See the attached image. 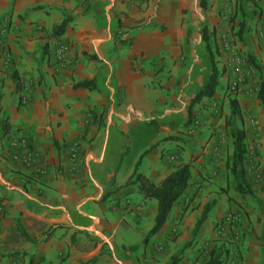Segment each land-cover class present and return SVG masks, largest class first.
Wrapping results in <instances>:
<instances>
[{
	"label": "crops",
	"instance_id": "1",
	"mask_svg": "<svg viewBox=\"0 0 264 264\" xmlns=\"http://www.w3.org/2000/svg\"><path fill=\"white\" fill-rule=\"evenodd\" d=\"M185 5L189 0H0V123L8 126L0 131V264H171L174 255V264H200L193 252L221 234L212 231V210L192 235L204 187L185 211L174 202L143 243L155 201L125 185L139 158L136 172L153 184L174 170L164 139L180 131L185 105L210 72L199 35L192 40L198 46L186 45ZM233 6L244 25L238 46L264 79V0H213L202 17L220 29ZM193 8L191 28L201 17ZM63 15L71 20L52 38ZM133 26L139 29L128 41ZM84 80L95 90L72 88ZM243 207L248 215L223 230V264H264V204ZM85 235L96 242L93 250ZM192 238L194 248L184 249ZM11 252L24 255L2 256Z\"/></svg>",
	"mask_w": 264,
	"mask_h": 264
},
{
	"label": "rangeland",
	"instance_id": "2",
	"mask_svg": "<svg viewBox=\"0 0 264 264\" xmlns=\"http://www.w3.org/2000/svg\"><path fill=\"white\" fill-rule=\"evenodd\" d=\"M141 1L146 3L147 0ZM150 1L155 6L169 5L171 2V0ZM198 1L189 0V5L180 9L181 24L185 25L186 45L189 50L198 46L192 43V40L199 35L200 27L206 28L209 36V48L212 52L214 66L217 68V86L211 98L202 99L191 107L190 121L187 122L186 116L180 131L164 139L169 146L164 159L170 161L169 164L172 168L179 164H189L190 180L186 188L187 192L185 190L178 198L184 211L189 207L188 201L190 203L193 200L196 191L201 187H204V192H206L202 208L205 204L214 202L210 209V211L215 210L213 218L215 224L212 231L218 230L221 234L217 236V239L209 241L208 245L193 252L197 253V258H201L200 264H202L205 262L203 257L207 256L208 258L210 250H216L218 247H221V249L219 248L221 260L226 258L228 252H225L227 250L225 244L228 245V239L222 233L225 227L237 223L236 215L240 213L244 216L248 215L243 205L245 208L247 204L254 205L253 209L256 207L261 210L264 204V196H262V194L264 195V112L257 100V90L260 82L264 79L262 74H258L248 61L250 55L242 52L238 46L237 39L243 33L244 25L241 23L242 26H240V23L235 21L237 16L235 6L228 10L222 21L223 26L218 29L214 25L210 27L208 19L202 17L213 0H203V10L198 8ZM193 4L201 17L196 20L197 26L191 28L186 25L189 22V17L192 16V13L194 14ZM159 30H162V27H159ZM252 31L254 29L248 28V34ZM254 33L256 35L258 32ZM261 41L264 44V38ZM199 47L202 50L200 53L208 61L210 69L208 55L203 52L204 45L200 43ZM232 52L244 60L246 65L244 70H237L238 66L231 63L229 58ZM195 64L198 63L195 61ZM237 74L241 75L240 80L237 79ZM233 82L235 85L232 84ZM231 100L236 102L239 113V120L235 119L234 125L244 134L246 145L243 160L244 173L254 198L238 196L237 200L232 197L235 190L225 168L226 162L230 161L231 157V139L228 135L229 128L226 126ZM188 103L185 105V115ZM201 202L199 201L198 204L200 205ZM228 217L234 218L233 223H228ZM193 239L184 244V249L190 246L191 249L194 248ZM168 262L171 263V259Z\"/></svg>",
	"mask_w": 264,
	"mask_h": 264
},
{
	"label": "trees",
	"instance_id": "3",
	"mask_svg": "<svg viewBox=\"0 0 264 264\" xmlns=\"http://www.w3.org/2000/svg\"><path fill=\"white\" fill-rule=\"evenodd\" d=\"M198 8L201 10L204 9V1L199 0L198 1ZM71 17L63 15L61 21L54 25L51 29V37L57 38L61 36L64 32V29L66 25L70 22ZM240 26L242 24L240 23ZM118 27L119 24H118ZM139 26H133L127 29L129 31V35L131 37H128V41H131V39L136 35V32L138 31ZM199 39L200 42L204 45V52L208 55V60L210 64V73L208 77L206 78L205 82L203 83L202 87L199 89V91L190 99L187 108H186V116H187V122L190 121L192 113H191V107L194 106L196 103H198L202 99H208L211 98L214 94L215 88L217 86V68L214 66L213 62V56L212 52L209 48V36L207 33V30L204 26H201L199 29ZM119 42L124 43L127 40H120L117 39ZM130 42H128V45ZM248 61L250 64L256 69V72L258 74H261V68L255 63L254 59L249 57ZM13 80L15 81L16 77L13 76ZM73 89L77 88H83L88 91H94L95 90V84L92 80H84L77 83L72 84ZM257 100L264 112V81H261L257 90ZM229 117L228 122H226V126L229 128V138L231 139V157L230 161L226 162L225 168L226 171L231 178L232 184L234 186V190L236 194L240 196H247L250 198H254L253 191L248 184V182L245 179V173H244V166H243V160H244V154L246 151V145L244 143V134L243 131L239 128H237L234 125V120H239V113L237 110L236 102L234 100H231L229 102ZM0 131L2 135H5L8 132V126L6 123V120H2L0 123ZM154 146H151L153 148ZM150 148V149H151ZM147 151L143 152V154H146ZM142 154V155H143ZM141 157V156H140ZM140 159V158H139ZM139 159L134 165V170L130 176V178L127 180L125 185L128 184H136L137 190L140 194L144 196L146 199H152L155 201V214L153 218V224L151 228L147 231L143 243H146L150 237L155 235L158 230L162 227V225L165 222V219L168 215V213L171 210V207L174 202L178 200V198L183 194V192L186 190L189 180H190V170H189V164H179L174 168L173 171H171L168 175H166L162 180H160L158 183L153 184L149 182L147 179H145L142 175L136 172V168L139 165ZM214 202L207 203L203 206L201 213L198 217V219L195 221V224L193 226L192 235H195L201 224L205 221L207 214L209 213L210 209L213 207ZM17 228L20 231L21 236L27 240L25 237L23 231L19 228L17 225ZM49 235V232H46L45 236L47 237ZM86 237V243H87V250H93L96 246V242L92 239H90L87 235ZM219 249L217 250H210L208 254V259L203 264H223V261L221 260V257L219 256ZM226 252V251H225ZM19 255L23 256L24 254H19L18 252H11L6 255H2L3 257L7 258H15ZM179 258L177 257H171V264L176 263V261ZM95 258L90 259L88 262L81 263V264H94ZM26 264H31V258L27 259Z\"/></svg>",
	"mask_w": 264,
	"mask_h": 264
},
{
	"label": "built area",
	"instance_id": "4",
	"mask_svg": "<svg viewBox=\"0 0 264 264\" xmlns=\"http://www.w3.org/2000/svg\"><path fill=\"white\" fill-rule=\"evenodd\" d=\"M260 30H261V38L263 39L264 38V25L261 26ZM224 46H226V45H224ZM229 59L234 66H238L237 70H241V69L244 70V68L246 66L245 62L239 55L233 54V52H232ZM236 77L238 80H240L241 75L237 74ZM232 84L235 85V82H233ZM78 156H79V146L77 144H75L73 146V150H72L70 157H69L70 160L72 161L73 165H76L77 160H78ZM233 220H234V218L228 217V223H233Z\"/></svg>",
	"mask_w": 264,
	"mask_h": 264
}]
</instances>
